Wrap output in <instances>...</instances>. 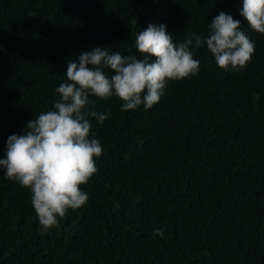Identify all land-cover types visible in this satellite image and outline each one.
Here are the masks:
<instances>
[{
    "label": "trees",
    "instance_id": "obj_1",
    "mask_svg": "<svg viewBox=\"0 0 264 264\" xmlns=\"http://www.w3.org/2000/svg\"><path fill=\"white\" fill-rule=\"evenodd\" d=\"M241 4L0 0V160L59 99L69 60L98 46L138 55L149 24L177 44L206 39L219 13L241 20ZM241 28L255 44L243 70L218 68L205 44L190 47L198 75L169 81L150 109L89 97L86 110L108 114L89 118L103 154L87 202L56 228L40 231L30 190L0 169V264H264V34Z\"/></svg>",
    "mask_w": 264,
    "mask_h": 264
},
{
    "label": "clouds",
    "instance_id": "obj_2",
    "mask_svg": "<svg viewBox=\"0 0 264 264\" xmlns=\"http://www.w3.org/2000/svg\"><path fill=\"white\" fill-rule=\"evenodd\" d=\"M239 16L241 20H236L221 12L213 18L206 39L195 35L179 44L165 25L149 24L135 38L138 55L110 53L98 46L82 54L78 64L69 60L65 82L55 89L59 99L51 110L29 121L23 135L8 138L5 158L0 160L5 178L30 190L42 233L56 228L69 210L82 207L89 198L81 186L95 174L96 158L103 154L101 142L90 138L89 118L103 124L108 115L86 110L89 97L105 101L115 97L125 112L140 105L150 109L169 81L198 75L200 62L190 47L205 44L218 68L243 70L255 44L242 30V21L251 31L264 34V0H242ZM163 232L157 228L152 234L163 238Z\"/></svg>",
    "mask_w": 264,
    "mask_h": 264
}]
</instances>
